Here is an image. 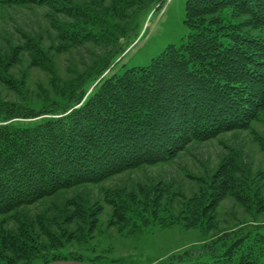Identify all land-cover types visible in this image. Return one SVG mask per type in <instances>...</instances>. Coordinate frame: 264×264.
<instances>
[{"label":"trees","instance_id":"trees-1","mask_svg":"<svg viewBox=\"0 0 264 264\" xmlns=\"http://www.w3.org/2000/svg\"><path fill=\"white\" fill-rule=\"evenodd\" d=\"M79 1L0 0V11L46 7L67 17L58 25L67 44L103 45L84 71L64 83L51 65L52 88L37 100L0 70V82L23 97V102L0 99V217L13 218L62 191L168 163L192 143L247 131L264 118V0H187L185 24L191 32L181 46L170 45L149 66L111 75L105 74L137 36L142 14L164 0H118L111 7ZM128 8L134 10L125 23L114 25L111 15ZM35 41L29 45L32 61L44 68L46 52ZM227 166L216 185L218 196L234 192L236 177ZM213 194L206 192L208 199ZM210 205L187 206L178 220L187 228L210 229ZM113 206L122 218L124 199L119 196ZM5 220H0V264L48 261L47 245L43 248L32 231L6 228ZM259 228L219 236L202 252L183 251L163 264H264Z\"/></svg>","mask_w":264,"mask_h":264},{"label":"rangeland","instance_id":"rangeland-1","mask_svg":"<svg viewBox=\"0 0 264 264\" xmlns=\"http://www.w3.org/2000/svg\"><path fill=\"white\" fill-rule=\"evenodd\" d=\"M103 1L111 7L118 0L79 2L95 6ZM186 2L164 0L162 5L148 7L140 18L137 36L129 38L125 54L105 75L149 66L170 45L181 46L191 32L185 24ZM133 10L120 11L121 17L115 11L111 15L114 25L125 23ZM64 20L67 17L46 7L1 8L0 51L5 60L0 70L28 89L29 98L52 88L51 65L64 83L84 71V65L102 52L99 42L81 46L63 42L58 25ZM35 40L46 52L44 68L36 67L32 61L29 45ZM16 98L23 102L21 94L0 82V99ZM228 164L236 177L234 192L218 196L216 185ZM208 191L214 192L210 199ZM119 196L126 205L122 218L116 216L113 206ZM151 197L154 200H149ZM191 202L193 206L211 204L210 229L187 228L178 220L184 208L193 207ZM78 207L83 209L81 213ZM12 216L15 218L0 217L6 219V228L23 234L32 231L43 248H50L45 255L60 256L50 257L47 262L37 259L34 264H163L183 251L202 252L205 245L221 236L230 238L234 231L252 226L264 229V118L247 131H232L207 142L192 143L168 163L62 191Z\"/></svg>","mask_w":264,"mask_h":264}]
</instances>
